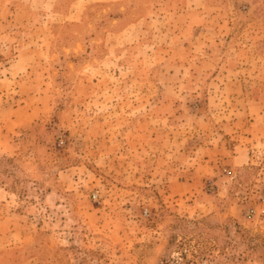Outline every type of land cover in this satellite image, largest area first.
<instances>
[{"label": "rangeland", "instance_id": "rangeland-1", "mask_svg": "<svg viewBox=\"0 0 264 264\" xmlns=\"http://www.w3.org/2000/svg\"><path fill=\"white\" fill-rule=\"evenodd\" d=\"M0 264H264V0H0Z\"/></svg>", "mask_w": 264, "mask_h": 264}]
</instances>
